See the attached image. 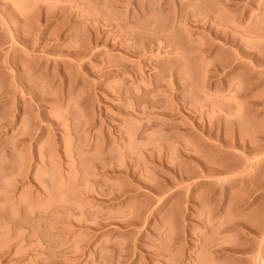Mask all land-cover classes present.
Returning <instances> with one entry per match:
<instances>
[{
	"label": "rangeland",
	"instance_id": "374dc122",
	"mask_svg": "<svg viewBox=\"0 0 264 264\" xmlns=\"http://www.w3.org/2000/svg\"><path fill=\"white\" fill-rule=\"evenodd\" d=\"M0 264H264V0H0Z\"/></svg>",
	"mask_w": 264,
	"mask_h": 264
}]
</instances>
